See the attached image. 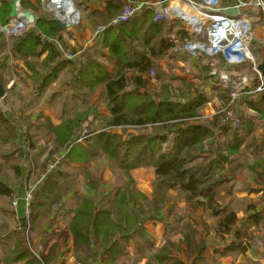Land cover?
<instances>
[{"label": "trees", "instance_id": "trees-1", "mask_svg": "<svg viewBox=\"0 0 264 264\" xmlns=\"http://www.w3.org/2000/svg\"><path fill=\"white\" fill-rule=\"evenodd\" d=\"M10 1L0 0L2 20L8 17ZM120 1L106 0L103 11L91 12L95 16V29L107 23L121 10ZM28 3L30 4L29 1L25 3L20 0L22 6ZM78 4L77 2V6ZM152 16L151 9L145 7L128 21L108 26L98 37L96 43H100V49H106L109 57L117 61V68L112 73H107L103 64L82 54L78 58H64L62 51L53 42L55 39L63 48H67L61 40L63 29L47 15L45 18L36 17L35 27L20 38L6 40L0 32L5 40L0 43V70L7 62L8 49L18 50L19 56L24 55L26 58L38 54L36 47L40 46L42 51L48 47L49 60L61 57L62 62L70 64L75 61L74 64L79 65L78 81L86 80L90 87L98 83L104 84L105 100L111 115L106 128L97 132L87 128L79 129L78 124L76 127L66 124L60 132L64 133L63 137L56 141H60L59 143L54 144L49 159L38 164L28 161L22 184L38 181L54 159L59 158L58 163L33 191L30 217L19 226L20 256H15L26 258V264H62L54 263V259L60 246L66 244V237L58 236L51 244L42 245L41 260L33 253L37 248L33 241L34 227L38 224L40 228L50 215L52 218L66 217L69 232L74 237L75 251L82 252V256L76 253V259L84 264H91L96 260L99 264H137L145 257L144 264H184L170 252V248L178 250L180 243H186L191 254L196 253L191 264H209L203 241L197 244L191 242L188 236L182 235L176 242L167 238L174 228L178 230L180 217H177L176 225L169 223L162 216L163 210L168 209L172 213L176 205L178 215L180 201L191 202L195 198H205V202H199L211 209L212 216L216 218V231L229 232L238 222L235 211L219 203V199L222 200L223 195L229 193V189L224 191L229 179L222 172L224 169L239 167L237 159L242 153V146L254 148L255 143L248 128L251 118L240 111L241 121L235 129L217 125L215 118L212 126L217 125L228 139L224 144L213 142L207 145L206 141L214 138V133L201 120L205 97L198 95L186 105H180L168 97V85L161 76L154 75L156 84L148 76L149 71L156 67L150 56H162L170 48L166 37L152 43L155 36L151 30H158L166 22H153ZM42 34L45 35L44 39H41ZM22 43L26 47L17 49ZM173 55L179 57L177 54ZM46 65L47 61L28 63L34 73L38 71L36 66L45 70ZM1 79L0 76L3 86ZM33 81L38 91L43 90L45 78L42 79L39 75ZM223 92L226 93L227 89ZM7 99L6 96L3 97L6 103ZM224 100H227L226 94ZM246 102L254 109H262L264 93ZM18 120L19 117L13 115L11 109L8 115L0 109V158L19 176L20 167L14 164L18 157L15 158L14 155L22 153V146L15 141L19 136L28 137V151L34 148V143L21 126L16 127L15 122ZM125 126L135 127L139 131L127 134L110 131L112 128ZM83 129L87 133L79 141ZM168 141L171 144L165 148L164 144L169 143ZM206 145L210 147L204 148ZM22 161L24 162L21 157L20 162ZM72 163L80 164V170L70 171ZM257 165L262 166L260 162ZM107 167L110 174L116 176L115 183H110V189L106 190L105 187L109 184L104 177ZM140 167L152 169L154 182L149 194L139 190L130 177L131 170ZM249 169L252 171L254 167L250 165ZM255 175L257 181L264 183V168L262 173ZM78 176H81V180H78ZM79 183H82L87 192L80 195L73 210H67L64 205L69 199L70 188ZM7 191L0 182V192ZM90 192L94 196L91 197ZM71 193L76 195L78 192ZM253 205L248 206V211L254 212L253 218L264 220V213L257 212ZM152 219L166 223L164 233L168 240L159 248H154L153 241L143 226L145 221ZM131 244L132 251H129L127 247Z\"/></svg>", "mask_w": 264, "mask_h": 264}, {"label": "crops", "instance_id": "crops-1", "mask_svg": "<svg viewBox=\"0 0 264 264\" xmlns=\"http://www.w3.org/2000/svg\"><path fill=\"white\" fill-rule=\"evenodd\" d=\"M77 1L79 4L82 3V0ZM105 2L106 0H102L100 5H105ZM84 4H86L87 8L84 10L85 16L81 23L83 26L82 30L76 31L74 28L69 31L63 29L61 40L64 43L62 44L74 51L73 53L82 50V53L75 58H78L81 54L85 55V57L87 56L93 61L103 64L107 73H112L117 68V61L109 57L106 49H100V43H96L98 38L91 39L94 30L93 23L95 22V16L91 15V12L103 11L104 5L103 7H93L92 5H88V3ZM69 32H73V36H68ZM256 37L258 40L254 45L258 48L259 42L264 38L263 26L257 27ZM25 47L24 43H22L18 45L17 49L22 50ZM36 52L35 55L26 56L25 58L24 55L19 56L18 50L8 49L7 62L0 70L1 82L4 83V97L8 98L7 101L9 103L3 102L11 109L13 115L17 118L19 117L20 120L15 122L16 127L19 128L21 126L34 143V148L28 151L27 145L30 142L28 137L19 136V139L15 141L16 143L22 141L25 147L22 148L21 154L14 155L15 158L18 157L17 162L14 164L20 167L19 176L0 158V182L8 189L7 192H0V264H26V258H16L15 256L19 255L18 247L20 246L18 245H21L19 242L21 239L19 226L23 223V219L21 218L22 204L18 203L16 208H13L11 201L16 194H20L23 190L22 179L26 174L28 161L38 164L40 161L49 159L52 155L51 150L54 144L59 143L60 141H56L63 137L64 133L60 132H62L66 124L70 127H76V124H78L77 128L79 129L87 128L97 132L100 129L106 128L111 116L107 101L105 100V86L103 83L90 87L87 85L86 80L82 79L78 81L80 75L78 73L79 65H75V61L70 64L62 62L61 57L49 60L48 47L42 51L40 46H38L36 47ZM150 57L153 61L157 60L162 65V60L166 55H151ZM179 57L183 56L179 55ZM184 57L189 58L188 56ZM43 61H47L45 70L37 66L35 67L38 70L35 71L36 73L30 70L28 63ZM193 63L199 66L195 61ZM236 69L240 70L241 67ZM149 73L148 76L156 84L154 75L151 76ZM205 74L209 87L211 89L216 87V91H211L210 95L206 93L208 100H206L201 109V111L210 115L221 104L220 100L224 99L221 96H225L227 93L221 92V89L224 88L211 84V79L207 76L206 69ZM39 75L42 79L45 78V86L41 91L36 89L33 81ZM7 86L9 87L7 88ZM210 96L213 98H209ZM211 102L216 103L215 108L211 109ZM240 109L242 113L247 114L254 121L261 115H264V108L259 110L254 109L246 101ZM6 114L8 115L9 112H6ZM213 117L211 116L207 120L208 124L205 123V125L212 129L214 137L216 135L217 138L222 139L225 134L218 127L209 125L210 122L213 123ZM79 121H81L80 124ZM217 125H219L218 122ZM248 128H250V133H252L255 143L254 148L247 149L242 146V153L237 159L238 164L242 165L232 170L230 168L224 169L222 172L229 179L226 185L227 189L224 190L227 191L229 189V193H225L222 200L219 199V203L235 211L238 219V222L231 227V230L226 233L216 231V218L212 216L211 209L206 204L199 202H205L206 199L203 197L195 198L191 202L180 201L178 204L179 210L180 208L187 209L185 211L187 215L180 217L177 223L179 226L178 230L176 229L177 237L180 235L184 237L187 234L185 232L186 223H191L193 225L191 231L192 237L190 234H188V237L191 242L197 244L203 241L205 246L204 251L208 256L209 264H264V220L254 219L252 216L254 212L252 210L248 211V206L254 204L253 206H255L257 212H264V183L260 180L257 181L255 175V173H262L264 168V121L255 125V127L250 123ZM110 131L127 134L137 133L139 129L125 126L115 127L110 129ZM24 139L26 140L25 142ZM210 139V141L209 139L206 141L207 145L216 142L215 138ZM218 143L224 144L225 142ZM207 145L204 148L210 147ZM21 157L24 162H20ZM250 160L256 161L248 163L247 161ZM258 162L262 166H258ZM250 165L254 167L255 171L249 169ZM79 167H81L80 164L72 163L70 171L80 170ZM133 170L135 169H132L131 172ZM149 170L153 179L152 169L150 168ZM106 172L110 173V170L108 171L107 169ZM78 180H81V176H78ZM137 188L145 193L148 191L145 190L147 188H140L138 186ZM70 190L71 192L77 191L78 193L76 195L71 192L68 193L69 199L64 205L65 207L63 206L67 210H73L80 199V195L87 192L82 183H79L76 187H71ZM90 196H94L93 192H90ZM41 225L40 228H38V224L34 227L33 241L37 245L41 244L45 246L46 243L51 244L58 236L68 238L66 244L60 246L54 263L84 264L76 259V253L80 256L82 252L81 250L75 251L74 237L69 232L66 217L55 216L52 218L50 215ZM143 226L148 231L154 248H159L168 240L165 237L163 222L152 219L145 221ZM185 245L186 243H180L178 250L170 248V252L172 256L177 257L184 264H191L196 253L192 252L191 254L189 249L185 252ZM127 248L129 251H132V244ZM181 252H185L186 254ZM145 261L146 257L138 261L137 264H144ZM91 264H99V262L96 260L92 261Z\"/></svg>", "mask_w": 264, "mask_h": 264}, {"label": "built area", "instance_id": "built-area-1", "mask_svg": "<svg viewBox=\"0 0 264 264\" xmlns=\"http://www.w3.org/2000/svg\"><path fill=\"white\" fill-rule=\"evenodd\" d=\"M40 1L43 12L50 19L62 22L66 30L71 31L79 26L81 14L77 0ZM121 1V10L107 23L99 25L91 39L101 36L108 26H116L128 21L146 6H150L149 8L153 11V22L176 21V29H172L166 37L170 46L169 50L177 55H186L198 65L205 67L211 84L227 89V100L218 105L212 114L204 113L201 119L207 121L211 116H215L219 124L237 128L241 116L237 110L245 101L264 93V74L258 68L260 63H264V38L258 46L263 56L262 60H258L252 50L258 40L257 27H264V0H176L200 12L202 17L199 19H190L182 11L172 9L173 0ZM164 1L167 2L164 3ZM231 7L236 9V13L226 14L225 10ZM35 23V15L33 20L21 16L7 17L2 20L0 16V32L6 40L19 38L34 28ZM44 38L45 35L42 34L41 39ZM53 42L66 59H73L82 53V50L72 53L68 48H63L57 40L53 39ZM238 67L241 69L237 70ZM149 74L152 76L153 72L150 71ZM3 97L0 98V109L9 112L10 109L4 104ZM86 133V129H83L79 141L85 138ZM58 161L59 158H55L38 181L23 184L22 192L15 195L11 205L16 208L18 203L22 204L21 218L24 221L30 217L33 191ZM42 249L43 246L38 244L33 251L40 260Z\"/></svg>", "mask_w": 264, "mask_h": 264}, {"label": "rangeland", "instance_id": "rangeland-1", "mask_svg": "<svg viewBox=\"0 0 264 264\" xmlns=\"http://www.w3.org/2000/svg\"><path fill=\"white\" fill-rule=\"evenodd\" d=\"M23 1L25 3H27V1L30 2V4L28 3L24 7L31 10L34 13L35 17H39V18H45L46 17L47 14L45 12H43V10L41 8V1L40 0H23ZM101 1L102 0H82V3L78 4V7L80 9V14H81V22L83 21L84 16H85L84 10H86V8H87L86 4H84V3H88V5H92L93 7H103L104 4L100 5ZM147 1L155 2V1H159V0H147ZM166 2L167 1H164V3H166ZM175 2H176V0H173L171 2V7H173V4ZM120 3L122 5L121 1H120ZM2 6L4 7V4H2ZM146 7L149 8L150 6H146ZM172 9H174V7ZM152 14H153V11H152ZM152 21H153V16H152ZM82 27H83L82 24H80V26L76 27L75 30L81 31ZM172 29H176V21H166L165 23L160 25L158 30L156 28H153L151 31L155 37L153 38L152 43H156L160 39H163V37L164 38L167 37L168 33ZM94 31H95V28H94L93 32ZM68 36H73V32H69ZM4 41L5 40L0 35V43L4 42ZM252 50L254 52V55L256 57H258V60L259 59L262 60L263 56L259 53L256 45L253 46ZM173 54L174 53H172L168 49V51L165 53L166 57L162 60V65H160L159 62H157V60L156 61L154 60L156 67L151 69L153 72L152 76L158 74L159 76H161L163 78L164 83L168 85L169 93L168 92L167 93H168V97L172 101L179 103L180 105H186L187 103H189V101L193 100L198 95L206 97V93L207 94L209 93L208 95H210L211 91H214V90L216 91V87L211 89L209 87V84L207 83V78L205 77V75H206L205 74V67L200 66V65L199 66L195 65L192 60L184 57L186 55L182 54L181 56H183V57H177L176 55H173ZM222 91H224V89H221V92ZM221 97L223 98L224 96H221ZM209 98H213V97L210 96ZM206 100H208L207 97H206ZM223 100L224 99L220 100L221 104H223L225 102V100L224 101ZM215 105H216V103L214 104V102H211V109L215 108L216 107ZM240 111L242 112L241 109L237 110L238 113H240ZM245 115H247V114H245ZM201 120L204 121V123L208 124L207 121H205L204 119H201ZM242 120L244 121V119H242ZM212 121H215V116L212 118ZM240 121H241V119H240ZM243 121H242V123H243ZM262 121H264V115H261L255 121L253 119H250V123L254 127H255V125H258V123H261ZM208 122H210V121H208ZM209 125L212 126V123L210 122ZM215 126L217 128V125H215ZM214 138H215L216 143H218V142L224 143L228 139L227 135H224V138H222V139H219V137L217 138L216 135ZM169 145H170V143H167L166 145H164V147L166 148ZM253 161H256V160H250L247 162L251 163ZM237 163H238V160H237ZM226 165H228V164H225V166ZM238 165L241 166L242 164H238ZM107 169H108V171L110 170L108 167H107ZM149 169L150 168H148V167H141L139 169H135L132 172H130V177L132 178L134 184L140 188L141 187L147 188L145 190H148L146 192L148 194H149V192H152L153 182H154V178L153 179L151 178V174H150L151 171ZM138 170H140V171H138ZM118 173L121 176V173L120 172H118ZM115 176H116V174H110L109 172L105 173V176H104L105 180H106V182H109V184H107V186L105 187L106 190L110 189V183H115V180H114ZM185 211H187V209H183V208L181 209L180 208L179 212H177L178 215H176V205H175L172 213L170 211H168V209H165V210H163L162 216L165 218V220L167 222L172 223V224L175 223V225H176L177 217H183V216L187 215L185 213ZM163 229H164V231L166 229V223L165 222H163ZM192 229H193V225L191 223H188V224L186 223L185 232L187 234H185V236H188V234H190V236L192 237V233H191ZM169 233L170 234L167 235V238H169L170 240H174L176 242V240L180 238V236L177 237V235H176V228H174V231H170ZM185 247L186 248L184 250L186 252L188 249V246L185 245ZM185 252H181V253L186 254ZM76 257H77V255H76ZM186 258H187V256H186ZM187 260H188V258H187Z\"/></svg>", "mask_w": 264, "mask_h": 264}, {"label": "water", "instance_id": "water-1", "mask_svg": "<svg viewBox=\"0 0 264 264\" xmlns=\"http://www.w3.org/2000/svg\"><path fill=\"white\" fill-rule=\"evenodd\" d=\"M177 13V12H174ZM226 14H235L236 13V9L234 7L228 8L225 10ZM13 16H21V17H25L28 20H33L34 15L33 12L25 7H23L20 4V0H11L9 3V13H8V17H13ZM51 21L53 23H55L57 26L61 27L62 29H65V26L62 22L55 20V19H51ZM259 70L261 71L262 74H264V63H260L258 65ZM4 87L2 86V84L0 83V98L4 96ZM211 139H209L210 141ZM22 148L24 147L23 142H20Z\"/></svg>", "mask_w": 264, "mask_h": 264}, {"label": "bare ground", "instance_id": "bare-ground-1", "mask_svg": "<svg viewBox=\"0 0 264 264\" xmlns=\"http://www.w3.org/2000/svg\"><path fill=\"white\" fill-rule=\"evenodd\" d=\"M173 7H174L175 10H179V11H182L183 13H185V15L187 17H189L190 19H199V18L202 17L200 12L196 11L195 9H193V8L187 6V5H184L180 1H176L173 4Z\"/></svg>", "mask_w": 264, "mask_h": 264}]
</instances>
